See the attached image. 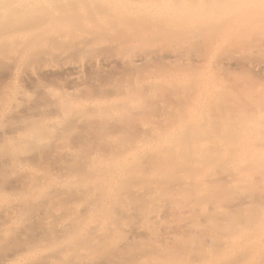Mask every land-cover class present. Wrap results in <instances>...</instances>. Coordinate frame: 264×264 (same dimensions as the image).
I'll use <instances>...</instances> for the list:
<instances>
[{
  "label": "bare ground",
  "instance_id": "obj_1",
  "mask_svg": "<svg viewBox=\"0 0 264 264\" xmlns=\"http://www.w3.org/2000/svg\"><path fill=\"white\" fill-rule=\"evenodd\" d=\"M249 1L0 0V264H264Z\"/></svg>",
  "mask_w": 264,
  "mask_h": 264
},
{
  "label": "rangeland",
  "instance_id": "obj_2",
  "mask_svg": "<svg viewBox=\"0 0 264 264\" xmlns=\"http://www.w3.org/2000/svg\"><path fill=\"white\" fill-rule=\"evenodd\" d=\"M243 4V6L245 7V8H248V9H251V10H248V11H250L249 13H251V14H254V12H256L255 11V9H258L259 10V12H263L264 10H263V6H264V0H252V1H249V2H244V3H242ZM238 6V5H237ZM256 6H258V8L256 7ZM259 6H261V8L259 9ZM254 7H255V9H254ZM228 8V7H227ZM236 8V5H235V7L233 8V9H235ZM238 8H240V5L237 7V9ZM228 10H230V8H228V9H220L218 12H217V15L219 16V15H222V13L223 12H226V11H228ZM156 11H157V13H159V12H162L160 9H156ZM247 12V11H246ZM242 15V14H241ZM245 16V15H244ZM220 17V16H219ZM219 17L217 18V20H219ZM206 19H208V16L207 17H205ZM216 18V17H215ZM241 19V18H240ZM240 19L239 18H237V22H234L235 24L236 23H238L239 24V22H240V24H242V20L240 21ZM236 21V20H235ZM233 23V24H234ZM232 24V26L231 27H228V28H225L224 30L226 31V32H222L221 34H220V36L221 35H224L225 34V37H227V39L223 36H221V37H218V41L216 42V44L218 45V47L216 46V44H215V50L213 51V53L215 52V54L217 53V55L215 56L213 53V56H212V54H211V56H212V58L210 57V59H209V65H208V67H207V71H208V69H209V71L212 69V67H213V63H214V60L217 58V56H218V53H219V51L220 50H218V49H222L223 47H225V46H227L228 44H229V42H230V40H231V33L232 32H234L235 31V29L232 31L231 29L229 30V28H236V32L237 31H239V28H240V26L239 25H236L237 27H235V25H233ZM229 30V31H228ZM232 31V32H231ZM229 32H231V33H229ZM235 32V33H236ZM228 34H229V37H228ZM227 35V36H226ZM233 36H235V35H233ZM233 36H232V38H233ZM221 38V40H223V41H221L222 42V44H221V42H220V39ZM223 38V39H222ZM224 38H225V40H224ZM229 39V40H228ZM228 42V43H227ZM220 44V45H219ZM225 46H224V45ZM227 44V45H226ZM221 45H223V47H220ZM217 47V48H216ZM220 47V48H219ZM218 50V51H217ZM172 133V132H171ZM158 134H159V138H158V142H161L160 141V139L162 140V142H165L164 140H167V139H169V137H167V136H165V137H160V133L159 132H157L156 133V135L158 136ZM164 140H163V139Z\"/></svg>",
  "mask_w": 264,
  "mask_h": 264
}]
</instances>
